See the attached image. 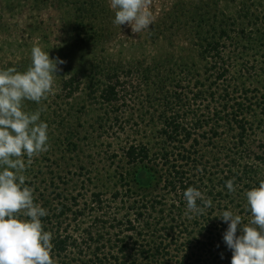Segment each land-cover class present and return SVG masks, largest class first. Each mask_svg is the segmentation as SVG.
I'll list each match as a JSON object with an SVG mask.
<instances>
[{"label":"rangeland","instance_id":"374dc122","mask_svg":"<svg viewBox=\"0 0 264 264\" xmlns=\"http://www.w3.org/2000/svg\"><path fill=\"white\" fill-rule=\"evenodd\" d=\"M92 4L91 13L83 17V9H90ZM150 8L153 25L134 33L127 24H113L109 0H0V68L26 70L34 44L49 51L50 58L65 61L59 66L54 91L39 103L25 101L26 111H40L41 119L48 123L49 147L30 161L25 157L22 173L33 189L35 202L47 212L67 205L72 210L68 218H75L76 213L84 211L78 225L69 226V219L62 221L61 235L80 239L83 229L94 225L93 232L113 238L114 231L125 228L95 226V219L103 214L106 223H112L114 217L125 222L131 214L124 200L132 197L127 202L137 198L162 203L157 214L161 215L160 209L166 211L164 224L176 228L181 243L190 240L191 234L192 244H196L195 239L205 241L202 236L206 233L202 234L195 224V213L185 210L183 218L176 217L174 223L169 218L173 215L169 216L166 209L173 195L164 183L137 186L127 177L131 183L128 193L120 176L133 173L126 158L131 146H146L149 163L157 170L164 171V160L158 155L165 151L172 155L171 164L183 165L179 144L170 146L161 135L165 119L178 117L186 129L193 131L195 115L206 117L208 106H217L211 102L210 92L219 99L227 84L231 91L243 86L249 90L250 102L245 104L250 103L253 111L248 116L251 130L247 138L252 158L241 162L253 164L259 173L256 179L264 180V165L253 160V155L264 154V0H150ZM221 30H226L229 37L222 41L225 63L219 68L224 65L229 73L226 82L215 86L212 81L216 74L212 73L216 71L209 72L211 62L202 57V45L206 38L219 36ZM116 72L123 82L120 100L115 106H107L102 104L100 93L107 75ZM72 79L75 83L69 89L78 90L68 97L69 89L64 85ZM200 92L204 98L194 101ZM235 95L244 102L240 91ZM220 133L213 142L200 138L197 148L185 146L195 160L186 169L199 183L206 179L204 167L207 176L210 173L216 180L218 172L226 170L228 157L240 153L234 148V133L227 127ZM117 190L122 191V201L113 198ZM242 190L239 187L236 191L234 208L246 224L251 214L245 215L249 212L246 200L243 204L240 199ZM94 193H100L104 201L102 212L94 202ZM182 223L192 230L188 236L179 234ZM49 228L56 231L55 226ZM52 234L55 236L53 230Z\"/></svg>","mask_w":264,"mask_h":264},{"label":"trees","instance_id":"16d2710c","mask_svg":"<svg viewBox=\"0 0 264 264\" xmlns=\"http://www.w3.org/2000/svg\"><path fill=\"white\" fill-rule=\"evenodd\" d=\"M94 6L92 4L89 6L90 9L84 8L82 11L83 17H87ZM77 29L81 30V26H77ZM243 32L242 34L244 35ZM228 37V32L221 30L219 36L206 38L205 44L202 45V57L207 62H211L209 72L212 70L217 72L212 73L213 75L216 74L214 81H212L215 86L219 82H226V76L229 73L224 65L219 68L220 63H225L222 55L224 45L222 41ZM106 80L107 83L100 93L101 102L107 106H115L119 103V88L123 85V82L121 83V78L117 75V72L107 75ZM74 83L75 81L72 79L65 83L64 88H72ZM74 89L78 90V88ZM74 89H69L68 97L72 96ZM229 89L228 84L224 86L223 95H220L219 99H216L214 91L210 92V100L217 103V106L212 107V105L208 104L206 117L200 118L199 115H195L193 131H191L192 129L190 131L186 129L178 121V117H167L165 119L161 135L170 146L179 144L177 150H180L179 156L183 165L174 162L171 164L170 157L172 155L165 151L158 155L159 158L161 157L160 160H164L165 167H162L164 171L162 169L157 170L150 165L152 163H149L150 152L146 146L141 145L139 148L131 146L126 152V158L128 164L132 167L131 171L133 173L127 172L120 176L122 183L128 188L126 190L128 193L131 190L129 189L128 184L130 182L127 177L131 178L137 186H141L143 183L151 185L155 184V182L157 184L164 183V188L169 191L170 195H173L172 204L166 209L169 212V216L173 215L169 217L173 223L176 222V217L181 216L183 218L182 215L187 210L186 202L182 196L183 190L188 186L198 187L204 197L211 198L213 202L211 207L204 209L203 214L195 216V224H198L200 232L202 234L206 233L202 236V238L206 237L205 241L195 239L196 244H192V230L188 228V225L182 223V225L178 226L179 229L182 228L179 234L191 235L188 237L190 240L181 243L177 240L178 236L176 234L178 232H176V228L170 223H168L169 225L164 224L166 218H168L164 217L166 211L160 209L159 214L161 215L157 214V207L162 206V203L158 201H150L149 203V201L145 200L139 201L137 198L127 202L132 197L124 200V206H127L126 208L131 214L126 217L125 222L121 218L114 217L112 223H106L107 216L102 217L103 214L95 219L97 223L95 226L109 224L112 230L125 228L122 231L120 230L122 233L114 231L113 238L107 239L105 233L93 232L94 225L89 229H83L80 239L69 234L61 235L59 229H61L62 221L69 219V226L72 223L78 225V218L84 216V211L76 213L75 218L73 217L74 219L68 218L67 214L72 213L71 208L67 205L62 206L60 203L62 209L49 211L47 216L41 218L44 229L51 233L52 230L55 232V236L52 234V243L54 245L52 254L56 264H230L231 251L224 244L222 235L227 228V224L220 219L221 214L226 209H231L235 212V198H238L236 191L239 187L243 189L240 199H243L242 203L244 204L245 190L258 186L259 181L262 179H256L259 173L253 164L251 165L248 161L245 164L241 162L245 158L247 160L252 158L250 155L251 150L247 146V138L248 132L251 130L249 129L248 116H251L250 114L253 111L250 103L248 105L245 104L250 102L248 97L249 90L244 86L240 89L235 87L232 91ZM239 91L244 95V102L239 101L236 95L234 97L235 92ZM202 98H204V95L200 92L194 96V101ZM261 100H264V95ZM223 127H227L230 133H234L233 140L236 141L234 148L240 150V153H238L239 155L234 154L232 157H228L229 163L226 170L218 172V179L216 180H213L210 173L207 176L206 167H204L206 179H202L199 183L195 180V176L190 175L189 172L191 171L186 169L195 160H193L192 153L190 151L188 153L185 146L186 144H191V148H197L201 144L200 138L204 140L206 138L208 142H213L219 138L220 129ZM253 160L258 165H264V154L263 156L253 155ZM213 176H216V174ZM229 179H234L235 191L229 192L225 187V182ZM121 192L117 190L114 193L113 198L115 201H122L124 196ZM93 196L94 202L99 207L98 210L102 212L104 210V201L101 199V194L94 193ZM198 203L200 202L198 201ZM93 209H95L94 206ZM249 214L246 212L245 215ZM162 215L163 217H160ZM130 216L134 220H131ZM50 226H55L56 231L53 228H49ZM193 230V234H195L197 231L196 229ZM124 232L127 235H124ZM130 233L131 235H129Z\"/></svg>","mask_w":264,"mask_h":264},{"label":"clouds","instance_id":"9594fccd","mask_svg":"<svg viewBox=\"0 0 264 264\" xmlns=\"http://www.w3.org/2000/svg\"><path fill=\"white\" fill-rule=\"evenodd\" d=\"M109 7L114 11L113 24H127L134 33L153 25L150 0H109ZM30 58L24 71L0 68V264H56L53 235L41 219L47 209L35 202L22 174L25 157L30 161L48 150L49 125L40 111H26L25 101L46 99L65 61L50 58L49 51L38 44L31 48ZM225 187L235 191L234 179L227 180ZM182 196L188 212L196 215L213 204L195 186L184 189ZM244 197L251 219L245 224L240 214L224 210L220 217L227 224L223 242L231 251L230 264H264V180L245 190Z\"/></svg>","mask_w":264,"mask_h":264}]
</instances>
